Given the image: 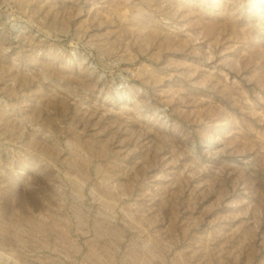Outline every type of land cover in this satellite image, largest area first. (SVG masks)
I'll return each instance as SVG.
<instances>
[{"label":"rangeland","instance_id":"obj_1","mask_svg":"<svg viewBox=\"0 0 264 264\" xmlns=\"http://www.w3.org/2000/svg\"><path fill=\"white\" fill-rule=\"evenodd\" d=\"M0 264H264V0H0Z\"/></svg>","mask_w":264,"mask_h":264}]
</instances>
